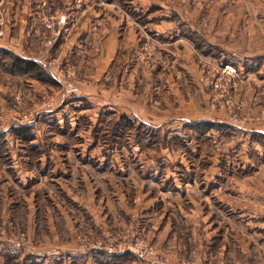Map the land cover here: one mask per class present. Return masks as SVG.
<instances>
[{
  "label": "rangeland",
  "instance_id": "1",
  "mask_svg": "<svg viewBox=\"0 0 264 264\" xmlns=\"http://www.w3.org/2000/svg\"><path fill=\"white\" fill-rule=\"evenodd\" d=\"M3 24L0 264H158L122 247L141 237L195 264L151 226L185 237L173 204L201 199L203 171L262 164L264 0H33L19 50Z\"/></svg>",
  "mask_w": 264,
  "mask_h": 264
},
{
  "label": "crops",
  "instance_id": "2",
  "mask_svg": "<svg viewBox=\"0 0 264 264\" xmlns=\"http://www.w3.org/2000/svg\"><path fill=\"white\" fill-rule=\"evenodd\" d=\"M1 5L4 6L0 9L3 28L9 29L10 34L18 32V37L12 34L8 41L3 38L5 46L19 50L21 43L27 46V40H21L23 37H28L31 44L33 0H0ZM81 33L74 34L72 39ZM87 38L83 40L88 41ZM89 47H85L87 53L95 54L94 46L92 50ZM107 57L97 61L98 65L105 67L104 64H109ZM97 62L94 60L93 64ZM202 176L205 186L201 188L204 194L199 201L190 198L188 207L179 202L173 204L174 209L180 210L182 222L188 226L185 237H175L174 232L167 237L172 229L168 224L169 215L165 218V226L160 229L154 218L151 229H157L155 237L151 229L147 234L152 235L159 249L172 252L181 247L193 249L195 264H264V159L260 166L247 171L226 176L219 168H210L203 171ZM152 215L148 213L147 219L153 221ZM97 223L96 217L94 225Z\"/></svg>",
  "mask_w": 264,
  "mask_h": 264
},
{
  "label": "built area",
  "instance_id": "3",
  "mask_svg": "<svg viewBox=\"0 0 264 264\" xmlns=\"http://www.w3.org/2000/svg\"><path fill=\"white\" fill-rule=\"evenodd\" d=\"M67 17H65V15L63 16H59L56 19V22L58 23H64ZM222 73H225V75L229 76L228 79L231 80V78L235 77L236 72L234 70L231 69L230 66L225 65L222 68ZM212 87L213 88H221L222 85L219 84L217 81H212L211 82ZM139 237V236H138ZM134 243L128 242L127 245L123 244V248L127 249L131 252H133L135 255H137L139 258L141 259H147V260H151V262L153 263H158V264H163L167 258L161 256V254H157V251L152 247L148 245V242L144 239L141 238H135L134 239ZM17 245V244H16ZM160 255V256H159ZM193 257V252H191L189 254V262H180L178 264H193L192 262V258Z\"/></svg>",
  "mask_w": 264,
  "mask_h": 264
},
{
  "label": "trees",
  "instance_id": "4",
  "mask_svg": "<svg viewBox=\"0 0 264 264\" xmlns=\"http://www.w3.org/2000/svg\"><path fill=\"white\" fill-rule=\"evenodd\" d=\"M4 53H8V51H5V50H0V58H1V55L4 54ZM11 56V66H14V67H17V69H19L20 71L22 72H28L30 69H34L36 67H38L37 65V62L35 60H30V59H24L18 55H10ZM50 81H53V80H50ZM212 122L210 121H206V122H203L201 124H203L204 126H207V127H212L213 124H211Z\"/></svg>",
  "mask_w": 264,
  "mask_h": 264
},
{
  "label": "bare ground",
  "instance_id": "5",
  "mask_svg": "<svg viewBox=\"0 0 264 264\" xmlns=\"http://www.w3.org/2000/svg\"><path fill=\"white\" fill-rule=\"evenodd\" d=\"M63 23V22H62Z\"/></svg>",
  "mask_w": 264,
  "mask_h": 264
}]
</instances>
